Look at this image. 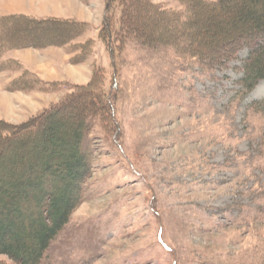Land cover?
<instances>
[{
    "label": "rangeland",
    "instance_id": "rangeland-1",
    "mask_svg": "<svg viewBox=\"0 0 264 264\" xmlns=\"http://www.w3.org/2000/svg\"><path fill=\"white\" fill-rule=\"evenodd\" d=\"M241 1L211 17L180 0L130 6L142 32L161 27L165 37H179L144 46L115 40L119 0H0V20L74 24L66 38L53 26L17 32L35 43L63 38L61 45L0 53V120L24 123L89 82L97 101L112 103L109 115L90 118L92 173L40 264H264V79L248 91L241 81L255 46L241 47L222 67L196 56V39L213 31L214 20L233 17ZM179 35L193 46L176 51L171 41ZM42 83H54V91ZM67 108L51 116L58 134L75 118ZM1 261L13 263L0 254Z\"/></svg>",
    "mask_w": 264,
    "mask_h": 264
},
{
    "label": "trees",
    "instance_id": "trees-1",
    "mask_svg": "<svg viewBox=\"0 0 264 264\" xmlns=\"http://www.w3.org/2000/svg\"><path fill=\"white\" fill-rule=\"evenodd\" d=\"M146 1L119 0L120 26L114 31L116 41L123 43L125 38L130 37L145 46L149 42L161 44L166 38H179L173 33L165 37L161 34V27L156 35L150 31L142 32L141 28L145 25L141 21H133L130 6L135 9ZM180 1L187 8L206 10L210 17L216 8L228 10L230 2ZM237 9L236 14L225 23L214 20L213 31L196 39V56L207 67H222L233 59L238 49L253 44L255 47L244 58V77L241 79L248 91L258 80L264 79V0H242ZM155 14L159 19L164 17V11L158 10ZM15 17L19 18L9 22L0 20V53L23 48L30 43L35 48L63 43V38H46L38 43L22 40L17 35L19 30L26 35L29 27L53 26L51 30L64 35L69 27H74L72 22L56 18ZM107 19L105 10V28L109 27ZM109 22L112 26V18ZM63 37L66 38V34ZM180 37L182 39L176 43L171 41L176 51H182L181 44H185L186 48L193 46L192 39ZM42 84L47 91H54V83ZM92 86V82L80 85L79 90L63 101L45 108L24 123L12 125L0 120V254L14 264H40L50 242L64 228L69 215L83 199L85 182L93 170V150L87 139L92 125L90 118L99 110L103 115H109L112 107L109 98L97 101ZM63 108L73 112L75 118H66L68 121L63 122L58 134L57 118L51 119V116L56 117ZM69 121L71 127H67ZM57 139L62 143L61 147L53 145ZM58 153L60 157L56 156ZM0 264L7 263L1 261Z\"/></svg>",
    "mask_w": 264,
    "mask_h": 264
},
{
    "label": "crops",
    "instance_id": "crops-1",
    "mask_svg": "<svg viewBox=\"0 0 264 264\" xmlns=\"http://www.w3.org/2000/svg\"><path fill=\"white\" fill-rule=\"evenodd\" d=\"M0 7L3 8L4 6H1V5H0ZM8 11H9V10H8ZM20 11H21V10H20ZM23 12H25L26 14H27V13H28V14H32V13H29V12H26V11H23ZM18 57H19V59H21L23 62H25V63H26V62L29 63L28 60H27L26 58H24L23 55H20V56L18 55Z\"/></svg>",
    "mask_w": 264,
    "mask_h": 264
}]
</instances>
